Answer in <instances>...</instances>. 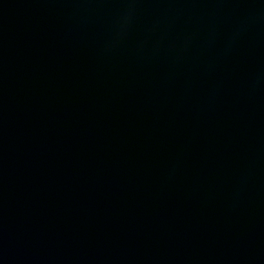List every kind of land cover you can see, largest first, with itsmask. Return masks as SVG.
<instances>
[{
    "label": "water",
    "instance_id": "obj_1",
    "mask_svg": "<svg viewBox=\"0 0 264 264\" xmlns=\"http://www.w3.org/2000/svg\"><path fill=\"white\" fill-rule=\"evenodd\" d=\"M0 264H264V0H0Z\"/></svg>",
    "mask_w": 264,
    "mask_h": 264
}]
</instances>
